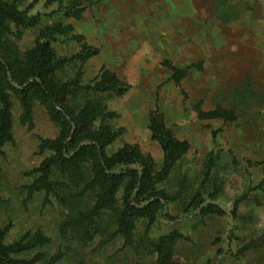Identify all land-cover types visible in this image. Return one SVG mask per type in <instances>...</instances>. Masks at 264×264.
<instances>
[{
  "label": "rangeland",
  "instance_id": "1",
  "mask_svg": "<svg viewBox=\"0 0 264 264\" xmlns=\"http://www.w3.org/2000/svg\"><path fill=\"white\" fill-rule=\"evenodd\" d=\"M72 5L79 14L66 13ZM18 8L39 17L15 38L20 54L45 29L69 26L50 42L56 57L69 60L57 78L88 85L108 71L126 86L120 95L89 96L104 108L95 126L118 132L108 155L136 147L159 168L151 116L184 152L158 185L171 199L169 215L179 220L150 227L139 221L131 246L119 238L100 245L103 238L95 236L67 250L59 237L63 207L26 190L30 172L48 155L39 153V143L56 139L60 129L39 103L32 125L21 124L12 98L13 142L0 157L6 243L40 231L50 240L49 255L67 250L58 264H154L150 244L174 229L182 235L174 246L179 264H264V189L256 188L264 167V0H22ZM84 48L96 53L82 61ZM219 112L225 118L200 117ZM198 193L226 215L184 218Z\"/></svg>",
  "mask_w": 264,
  "mask_h": 264
},
{
  "label": "trees",
  "instance_id": "2",
  "mask_svg": "<svg viewBox=\"0 0 264 264\" xmlns=\"http://www.w3.org/2000/svg\"><path fill=\"white\" fill-rule=\"evenodd\" d=\"M21 1L0 0V157L4 146L13 142L12 98L19 104L23 125H32L35 103L45 106L50 120L60 131L56 139L39 143V153L48 155L30 172L34 179L26 190L28 196L44 193L63 207L60 247L68 250L75 241L84 245L95 236L103 238L100 245L119 238L124 246H131L139 221L150 227L155 222L170 224L179 220L169 215L171 199L158 185L166 180L184 148L163 131L157 117L151 116L150 132L162 152L159 168L136 147L125 146L108 155L106 147L115 141L118 132L103 123L95 126L99 118L105 117L104 108L89 96L120 95L126 86L108 71H101L88 85H81L78 79L61 82L57 78V72L69 60L56 57L50 42L55 40V33L66 32L69 26L45 29L34 45L20 54L15 38L22 29L35 27L39 22V17L29 16L27 9L19 10ZM72 6L66 13L79 14L81 8ZM95 53L84 48L80 58L85 61ZM200 117L225 118L220 112L201 113ZM216 159L211 158L212 165ZM256 188L264 189V167L263 180ZM226 213L214 201L206 203L198 193L183 217ZM8 231L9 225L0 228V264H58L66 255L67 250L60 249L49 255L46 249L50 240L40 231L25 232L15 241L6 243ZM181 238L173 229L152 242L154 264H179L174 246Z\"/></svg>",
  "mask_w": 264,
  "mask_h": 264
}]
</instances>
